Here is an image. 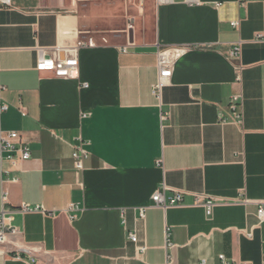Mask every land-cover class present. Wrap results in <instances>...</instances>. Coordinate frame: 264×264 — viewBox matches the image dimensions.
<instances>
[{"label":"crops","instance_id":"crops-1","mask_svg":"<svg viewBox=\"0 0 264 264\" xmlns=\"http://www.w3.org/2000/svg\"><path fill=\"white\" fill-rule=\"evenodd\" d=\"M143 5L10 0L0 8V102L9 106L0 132L18 131L32 152L12 162L0 150V210L4 195L7 209L47 210L15 214L22 232L0 264H223L222 254L263 263L264 0ZM90 33L111 45L79 49L78 78L38 69L41 52L68 57ZM160 48L174 62L161 98L152 92ZM81 139L90 156L77 174L71 153ZM157 190L182 192L183 201L162 209ZM208 199L211 215L201 205Z\"/></svg>","mask_w":264,"mask_h":264},{"label":"built area","instance_id":"built-area-1","mask_svg":"<svg viewBox=\"0 0 264 264\" xmlns=\"http://www.w3.org/2000/svg\"><path fill=\"white\" fill-rule=\"evenodd\" d=\"M124 1H134V0H124ZM139 10H143L144 0H137ZM194 2L198 3L199 0H193ZM10 5V0H0V8L3 6ZM234 27L237 25V22H232ZM128 28H133V23L128 24ZM130 44H133L130 42ZM128 43V45H130ZM111 45L110 40L105 35L98 36L97 34L90 33L85 38H80L77 41L75 47L69 51L68 57L60 58L58 56H51V54L46 52H41L38 57L37 67L39 70H46L48 68H54L55 72L58 77H66L70 79L78 78V70H79V61L78 59V51L81 48H96L97 46H105ZM122 52H127V46H116ZM169 48H160L158 51V81L153 85L152 92L156 97L161 98L163 88L169 83L170 78L173 76V69H174V62L169 57ZM240 46H235L230 54V58L238 57V53H240ZM84 87L88 86L87 83L83 84ZM3 87L0 85V89ZM241 99L240 96H234L231 101V109L234 112V119L238 123H241V119H243V113L241 111ZM8 104L0 102V115L8 109ZM21 112L23 115H27L26 108L22 107ZM21 136L18 131H8L0 132V150L1 156L3 159L10 160L15 162L16 160H28L31 158V148L24 142H21ZM87 141L80 140V142L74 146V150L71 153L73 158L74 169L77 174H81L85 169V162L90 156L89 151L86 149ZM7 200V196L4 195V207L0 210V253L5 252V245L9 241L11 237H17L21 232V228L17 226L13 221H15V214L16 213H27V212H34L40 211L47 213L45 208L42 206H31L29 204H23L21 207L17 209H7L5 206V201ZM152 200L155 206L163 208H168L171 206L178 205L183 201V193L176 192L173 196H166V194L161 191L157 190L154 195L152 196ZM206 209V215H211L213 212V208L216 205L212 199L204 200L201 204ZM69 210H76L78 206L76 204H71L68 206ZM147 207L141 208V216L144 218L146 216ZM257 216L259 218L260 223L264 222V203L259 204L258 210L256 211ZM129 239L133 242L137 243L138 238L137 235L134 233H129ZM147 248L146 245H141L140 249L145 251ZM16 257H20L19 254ZM219 258L221 259L223 264H248L245 262H236V261H229L225 255H220ZM200 264H208L205 259L201 261ZM264 264V261L263 263Z\"/></svg>","mask_w":264,"mask_h":264},{"label":"rangeland","instance_id":"rangeland-1","mask_svg":"<svg viewBox=\"0 0 264 264\" xmlns=\"http://www.w3.org/2000/svg\"><path fill=\"white\" fill-rule=\"evenodd\" d=\"M145 14H146V10H145V12H144V15H143L142 17H144V16H145Z\"/></svg>","mask_w":264,"mask_h":264}]
</instances>
